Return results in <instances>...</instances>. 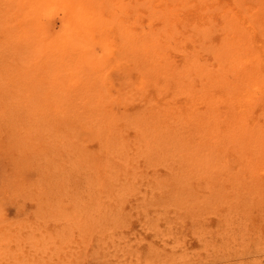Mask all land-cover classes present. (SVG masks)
<instances>
[{"label":"rangeland","instance_id":"rangeland-1","mask_svg":"<svg viewBox=\"0 0 264 264\" xmlns=\"http://www.w3.org/2000/svg\"><path fill=\"white\" fill-rule=\"evenodd\" d=\"M257 1L0 0V264H264V105L216 55Z\"/></svg>","mask_w":264,"mask_h":264},{"label":"bare ground","instance_id":"bare-ground-1","mask_svg":"<svg viewBox=\"0 0 264 264\" xmlns=\"http://www.w3.org/2000/svg\"><path fill=\"white\" fill-rule=\"evenodd\" d=\"M255 3H256V5H258V9L257 8H255V9H257L259 12L264 13V0H258ZM249 7H251V6H249ZM244 10H245V7H244ZM254 18L255 17H253L252 19H254ZM230 21L237 22L236 18H232V20H230ZM230 21H228V22H230ZM255 21L256 20H254V22ZM245 22L246 21L244 20V18L243 19L240 18L239 24L229 25L226 22L224 23L223 19L221 20V22H220L221 25H219V26L221 27V29H223L222 31L225 33V36H227L226 30H225V27H227V26L231 30H236V32H235V35L231 36V40L228 41V39H227L226 44H225V42L223 43L222 47H220L221 49L218 51L219 53L216 54L220 57L222 56L223 59H225L228 64L230 63L232 66H234L232 69H230L233 71V74L231 73L230 77H233L234 79L232 81H230L229 84H227L228 85L227 86L228 92L224 91L221 98L222 99L225 98V100L229 101L228 103L230 104V107H231L229 110V116L231 117L234 114L232 117L239 116L237 119H240V120L242 119L243 115H245V116L248 115V113L252 107H255V106L256 107L257 106L263 107V105H264V69H263V67H264V35H262V36L260 35L257 38V36H255V34H253V31H252V30H254V28L251 30ZM208 28H207V30H208ZM27 32H28V30L26 31V34H27ZM201 32H203V31L201 30ZM227 32L230 35L231 32H229V31H227ZM196 34H197V32H196ZM189 38H190V36H189ZM224 41H225V38H224ZM180 42H182V41H180ZM218 56H216V57H218ZM186 65H187V63H186ZM201 65H202V63H201ZM180 84H182V83H180ZM237 112L238 113L240 112V113L237 114ZM0 121H2V120H0ZM258 130H259V128H258ZM205 151H207V150H205ZM210 160H211V158H210ZM209 166H210V164H209Z\"/></svg>","mask_w":264,"mask_h":264}]
</instances>
